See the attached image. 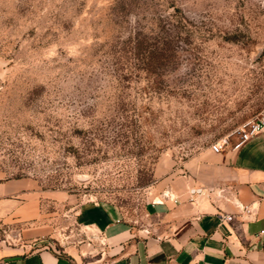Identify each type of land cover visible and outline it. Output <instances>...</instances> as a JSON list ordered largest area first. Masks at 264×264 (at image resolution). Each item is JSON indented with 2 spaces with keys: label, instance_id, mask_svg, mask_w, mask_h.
Instances as JSON below:
<instances>
[{
  "label": "rangeland",
  "instance_id": "obj_1",
  "mask_svg": "<svg viewBox=\"0 0 264 264\" xmlns=\"http://www.w3.org/2000/svg\"><path fill=\"white\" fill-rule=\"evenodd\" d=\"M260 112L264 0H0V174L40 193L0 234L91 255L78 207L141 219L167 169Z\"/></svg>",
  "mask_w": 264,
  "mask_h": 264
},
{
  "label": "crops",
  "instance_id": "obj_2",
  "mask_svg": "<svg viewBox=\"0 0 264 264\" xmlns=\"http://www.w3.org/2000/svg\"><path fill=\"white\" fill-rule=\"evenodd\" d=\"M153 190L163 193L135 222L98 201L75 210L76 225L98 241L91 255L22 252L23 241L0 234V264H264V128L218 151L202 146ZM39 194L32 179L0 174V231L34 218Z\"/></svg>",
  "mask_w": 264,
  "mask_h": 264
},
{
  "label": "built area",
  "instance_id": "obj_3",
  "mask_svg": "<svg viewBox=\"0 0 264 264\" xmlns=\"http://www.w3.org/2000/svg\"><path fill=\"white\" fill-rule=\"evenodd\" d=\"M248 127L246 129H242V132L239 136V139L232 143V146L237 145L239 142L243 141L247 137L254 135L259 132L262 128H264V112H260L256 117L249 120ZM230 144L229 140L226 137H220L217 140L211 142L209 144L210 148L214 151L221 150ZM243 209L245 211L248 210L246 205H243ZM222 218L228 219L229 215H222Z\"/></svg>",
  "mask_w": 264,
  "mask_h": 264
}]
</instances>
